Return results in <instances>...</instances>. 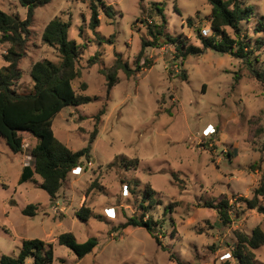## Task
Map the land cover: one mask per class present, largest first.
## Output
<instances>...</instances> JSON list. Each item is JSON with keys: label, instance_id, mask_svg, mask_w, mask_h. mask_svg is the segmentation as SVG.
Instances as JSON below:
<instances>
[{"label": "rangeland", "instance_id": "1", "mask_svg": "<svg viewBox=\"0 0 264 264\" xmlns=\"http://www.w3.org/2000/svg\"><path fill=\"white\" fill-rule=\"evenodd\" d=\"M242 1L252 11L241 29L253 38V46L260 37L253 55L259 56L256 64H263L264 30L258 26L259 21L264 24V0ZM89 2L51 0L35 8L16 88L32 89L33 62L58 60L57 50L42 39L46 24L53 18L70 20L69 39L85 46L81 75L73 85L93 99L65 106L55 115L53 129L70 148L80 149L88 144L95 115L104 107L91 157L83 158L82 170L73 169L51 199L39 186V175L19 183L22 167L33 162L36 137L23 132V152L15 153L0 135V256L18 254L23 239L41 238L53 244V264H179L178 260L238 264L230 256L237 242L235 231L251 233L257 225L264 229V214L244 210L239 199L251 197L264 176V81L231 53L206 48L182 59L175 44L162 42L145 49L140 64L147 59L149 66L131 76L120 70L118 83L107 94L100 68L114 62L115 52L135 67L141 36L147 33L142 20L162 22L156 5L166 14L165 32L200 47L198 29L205 36L211 34V5L208 0H105L111 4V17L101 10L100 24L93 30L88 27ZM0 7L21 18L27 14L19 0H0ZM190 17L192 23L187 21ZM7 47L0 42V66L6 63ZM94 54L97 59L90 65ZM135 158L137 165L131 161ZM148 184L155 192L146 193ZM223 197L237 202L234 209L244 210L239 217L233 213L228 224L208 205ZM143 199L151 202L146 217L157 222L153 231L167 250L147 227L121 226ZM260 200L264 204V198ZM30 203L37 206L34 215L22 212ZM82 205L89 206L94 216L78 217ZM66 231L79 242L96 236L97 245L79 258L58 242ZM169 250L176 260L170 259ZM255 264H264V245L255 250Z\"/></svg>", "mask_w": 264, "mask_h": 264}, {"label": "trees", "instance_id": "2", "mask_svg": "<svg viewBox=\"0 0 264 264\" xmlns=\"http://www.w3.org/2000/svg\"><path fill=\"white\" fill-rule=\"evenodd\" d=\"M51 0H19L21 5L27 8L25 18L18 14L7 12L0 7V42L7 43L8 47L3 54L6 62L0 66V135L4 138L9 148L15 153L23 152V132H29L36 137V143L31 150L33 162L25 164L19 177V183L30 181L37 174L41 178L40 187L44 189L53 199L69 173L76 167L82 166L83 158L89 160L91 157L92 143L98 134V121L104 114L103 107L95 115V127L90 133L88 144L80 149L73 150L66 143L61 141L54 132L53 119L55 115L65 106H79L90 102L93 98L88 94L78 93L74 88L73 81L81 75L79 61L82 57L81 47L75 40H70L68 31L71 21H63L60 18L51 19L42 32V39L57 50L58 60L43 58L32 63L29 74L34 82L29 92H19L16 88L17 81L22 77L23 70L20 66L21 60L27 55V46L32 33L31 25L34 19L35 8L49 3ZM211 5L210 29L211 34L205 36L202 29H198V35L202 47L189 44L179 36L174 37L165 32L167 23L166 14L163 8L156 5V9L162 18V22H147L145 25L147 33L141 36V47L135 60V67L121 57L120 52H115V60L109 66L100 68V72L106 79L107 94L119 81V71L122 70L127 76H131L142 67L149 66L150 60L145 59L140 64L148 46H159L162 42L175 44V51L178 57L185 59L190 54H199L203 49L212 48L221 52H228L241 58L246 62L252 75L259 81H264V60L263 64H256L260 61L259 56L253 55L261 43L260 37L254 39L242 32L241 22L249 21L252 7L245 5L242 0H208ZM90 20L88 27L96 29L100 24V11L103 10L108 17H111V4L105 0H90ZM193 18L187 19L192 23ZM233 30L231 34L227 28ZM259 30H264V24L259 21ZM114 36V35H113ZM111 40V38H108ZM97 56L92 55L88 63L92 65ZM86 85V84H84ZM136 165L138 158L132 159ZM155 190L148 184L146 193L151 194ZM260 198H264V176L259 185L254 189L251 197H240V202L246 209H257L264 214V204ZM151 203V202H150ZM143 199L138 205L134 214L130 215L121 226H144L147 227L155 237L157 243L168 249L153 231L157 222L151 217H146V210L149 204ZM235 203L230 202L228 197L208 202V205L215 208L224 224L232 221V214L240 216L241 212L235 208ZM37 206L33 203L26 205L22 212L27 215L36 214ZM234 209V211H232ZM78 217L88 219L94 216L89 206L82 205L77 211ZM237 242L230 253L238 264H255V250L264 245V229L257 225L251 233L236 230ZM58 242L69 247L73 252L82 258L93 251L97 245L96 236H91L84 241H77L72 231L62 232L58 236ZM170 259L176 260V254L169 250ZM31 259V264H53L55 260L52 242L41 238L23 239L18 254L0 256V264H26ZM179 264H182L178 260ZM223 264H231L225 260Z\"/></svg>", "mask_w": 264, "mask_h": 264}, {"label": "built area", "instance_id": "3", "mask_svg": "<svg viewBox=\"0 0 264 264\" xmlns=\"http://www.w3.org/2000/svg\"><path fill=\"white\" fill-rule=\"evenodd\" d=\"M210 29H208L207 31H209ZM204 134L206 135L207 133L206 132H204ZM82 170V166H76L75 168H74V171L75 172H80ZM111 209L114 211V208H110V210L109 211H111ZM109 213V215L110 216H115V214L114 213H111L110 214V212H108Z\"/></svg>", "mask_w": 264, "mask_h": 264}]
</instances>
